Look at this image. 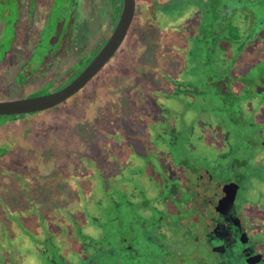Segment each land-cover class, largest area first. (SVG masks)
<instances>
[{"label": "flooded vegetation", "instance_id": "obj_1", "mask_svg": "<svg viewBox=\"0 0 264 264\" xmlns=\"http://www.w3.org/2000/svg\"><path fill=\"white\" fill-rule=\"evenodd\" d=\"M68 1L13 0V7L12 0H0V10L5 6L0 18V88L8 93L6 79L24 88L42 82L20 97L5 99L0 94V101L42 96L69 84L107 42L123 10V0H99L93 10L99 16L95 24L80 31L76 1L67 7ZM66 7L71 12L63 15ZM156 39L164 50L179 48L184 56L156 57ZM262 47L264 0H135L120 47L82 89L44 111L18 119L0 116L3 127L8 119L62 113L56 116L62 120L60 136L39 149L24 147L32 152L29 158L14 157L7 165V151L17 143L0 142V148L7 146L0 152V177L5 172L11 182L10 168H31L45 158L54 168L67 169L55 182L61 199H31L29 237L37 260L264 264V55L258 56ZM251 52L258 57L246 63ZM26 63L34 69L16 83L20 65ZM108 67V78L96 80ZM52 84L56 86L48 88ZM191 112L207 115L199 124L201 132L220 139L221 150L212 160L195 153L192 140L200 135L196 125L184 119ZM83 120L89 126L77 124ZM106 131L124 145L125 160L107 153L97 140L92 147L96 154L89 153L86 142L94 143L91 135ZM69 135L78 140L79 150L67 167L66 160L58 165L53 159L61 149L56 144ZM84 152L90 155L82 159ZM94 176L107 177L111 184L99 187ZM89 204L97 209L93 217ZM90 217L96 235L81 230ZM25 226L15 220L0 222V264H26L25 250L5 243ZM73 246L80 253L77 263L62 255Z\"/></svg>", "mask_w": 264, "mask_h": 264}, {"label": "rangeland", "instance_id": "obj_2", "mask_svg": "<svg viewBox=\"0 0 264 264\" xmlns=\"http://www.w3.org/2000/svg\"><path fill=\"white\" fill-rule=\"evenodd\" d=\"M75 1H76V10H77L76 19L78 20L77 25H79L78 30L80 31H85L84 29L91 30V27L95 24L94 23L95 18L98 19L99 17L98 13L94 14L93 11L94 9L98 8L99 0H75ZM72 2L73 0H69L66 4L67 7ZM12 6L17 7V4L13 2V0H12ZM4 8L5 6L2 7V10H0V18H2L5 14ZM70 12H71V8H67L63 12V15H67ZM237 18L234 20L238 23L239 21L237 20ZM101 28L103 30V26ZM155 28H156L155 36H157V34H159L158 23L155 25ZM175 36L176 34L170 35L171 39H175ZM5 38L8 39V37ZM150 47L151 46L149 45V48ZM152 49L156 57L164 56L166 58V57H175L177 55L180 57L184 56V52L181 54L182 51L179 48L174 49L172 47L170 49L164 50V47L162 46L161 42L158 41V39H156L155 43L152 45ZM258 52L260 53L259 55L258 53H253V52L247 54L248 57L245 55L247 58L246 63H251L254 59H257L258 56L264 55V47H262L261 50ZM185 54H186L185 61H188L189 58L188 50L187 51L185 50ZM232 54H233V50H232ZM230 56L231 55H229V57ZM38 57H40V55L36 56L35 57L36 59L34 58L35 63L39 62ZM33 69L34 68L28 65L27 63L20 65V70H19L20 76L15 77V82L22 83L24 77H27L28 74L27 72L32 71ZM108 71H109V67L96 80H101V81L106 80L108 78L107 75ZM10 82L11 81L9 79L4 80V85L8 90L7 93L8 95L5 94L3 88H0V94L4 95L5 99L6 98L11 99L15 97H20L22 95L30 94L35 89H37L40 86V84H42L41 81L36 80L24 88V87H15ZM55 86H56L55 84H52L48 88H53ZM89 87L92 88V84ZM77 99L78 98L73 99V101L66 103V105L71 104L72 102L75 103ZM58 114L62 115V113H60V111L58 110L57 112L56 111L47 112L17 122H14L12 119H8L9 120L8 123H6V125H4L3 127H0V142L15 141L17 145L14 146V148L11 147L7 151L6 164L7 165L13 164L12 159L14 157L20 160L29 158L32 155V152H29L28 149H25L24 147H28V148L33 147L39 149L45 143V141H48L52 137L60 136L61 130L59 129V125L60 122H62V120H59L58 117H56ZM184 119L186 122H190L196 125L197 137L198 135H200L199 139L195 140L194 138L192 140L196 147L195 153H197L198 156L200 155L205 159L212 160L214 158L215 153L221 150V146L219 145L220 139L218 135L210 134L206 130H203L201 132V128L199 124L200 122H203L207 119V115H200L199 113L196 114L191 112V113H187L184 116ZM77 124L83 126L86 125L89 126L90 123L83 120L81 121V123L79 122ZM84 136L87 137V140L90 139V137L87 134H84ZM91 137L92 139L94 138L93 140L94 143H92V141L86 142V144H88V147L89 146L91 147V149L89 148L90 150L89 153L93 154L95 152V150H92V147L97 140V142H100L105 145L104 147L107 153L114 152L117 155L120 154L122 156L121 161L123 160V158L125 160L126 152L124 145H119L116 143V140H114L113 138H109L108 131L94 133V135H91ZM56 145H58L59 148L61 149L59 155H56V158L54 157L53 160L57 161V163H59L58 165H62L60 164L61 160L63 161L66 160L67 163L66 165L68 167V163L72 159L71 158L72 153L77 152L79 150L78 140L72 138L69 135L68 137H64V139L61 140ZM137 147L139 149V147L141 146L137 145ZM6 148H7L6 145L4 147L2 146L0 148V152H2ZM53 149H54L53 146L49 147L48 149V151H50L49 153H52L54 151ZM94 154H96V152ZM98 154H101V152L98 151ZM88 155L90 154L84 152L83 156L81 155V157L83 159L89 157ZM123 168L124 167H122L120 170L126 177V172L124 171ZM10 169H12L10 171V173H12L11 175L14 176V179L13 177L10 176L13 179L12 182L8 177L9 175H4L5 172L0 177V222L15 220V222L20 223V225L25 224L26 226L24 228L19 227V230L16 231L14 234V238L7 239L5 243L7 246H9L8 244L14 245V248L17 249L18 251L25 250V253L28 255L26 264H41V262L37 260V258L33 255L32 246L29 237V228H30L29 224L31 217H33V215L31 214V207L33 205V203L31 204L32 201L31 199H33V197L36 198L38 196L46 201H51V199L53 198L61 199V193H59V188L57 187L58 184H56L55 182L57 177L64 176V174L67 173V169L66 166L62 168L61 167L54 168L50 163V159L48 160L46 158L43 160L35 161L31 168H25L23 165L21 166L17 165L14 168H10ZM92 181H94V184L100 185L99 187L109 186L111 184V182L108 180L107 177H102V176H98V177L94 176ZM25 186L26 188H24ZM99 195L100 194H98V196ZM30 196L32 197L30 198ZM18 205L20 206V208L16 209V206L18 207ZM95 210L97 211L96 207H94L93 205L89 204L87 206V211L88 213L91 214V217L94 216V213L96 212ZM91 217L83 221L84 224L81 230L84 233V235H88V234L96 235L97 233V230L95 229V227H93L95 226V224L93 225L94 222L91 221L92 220ZM84 243H86L85 240ZM62 255L66 258V260L69 263H77L79 261L78 259H80V253L78 252L77 246L70 247L68 251L64 252ZM7 263H9V261L3 264H7Z\"/></svg>", "mask_w": 264, "mask_h": 264}, {"label": "water", "instance_id": "obj_3", "mask_svg": "<svg viewBox=\"0 0 264 264\" xmlns=\"http://www.w3.org/2000/svg\"><path fill=\"white\" fill-rule=\"evenodd\" d=\"M134 8L135 0H123V10L113 33L92 61L69 84L42 96L0 101V116H15L18 119L20 115L44 111L65 102L82 89L120 47L133 18Z\"/></svg>", "mask_w": 264, "mask_h": 264}]
</instances>
